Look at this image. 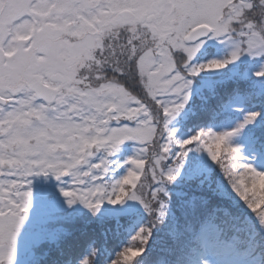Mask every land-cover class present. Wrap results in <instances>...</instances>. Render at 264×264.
<instances>
[{"label":"snow or ice","instance_id":"6c2138e0","mask_svg":"<svg viewBox=\"0 0 264 264\" xmlns=\"http://www.w3.org/2000/svg\"><path fill=\"white\" fill-rule=\"evenodd\" d=\"M0 264H264V0H0Z\"/></svg>","mask_w":264,"mask_h":264}]
</instances>
